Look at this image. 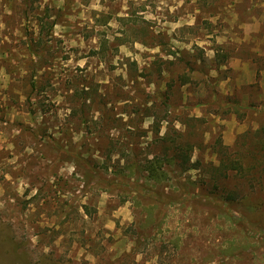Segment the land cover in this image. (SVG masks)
Wrapping results in <instances>:
<instances>
[{
  "label": "rangeland",
  "instance_id": "rangeland-1",
  "mask_svg": "<svg viewBox=\"0 0 264 264\" xmlns=\"http://www.w3.org/2000/svg\"><path fill=\"white\" fill-rule=\"evenodd\" d=\"M0 264H264V0H0Z\"/></svg>",
  "mask_w": 264,
  "mask_h": 264
},
{
  "label": "trees",
  "instance_id": "trees-1",
  "mask_svg": "<svg viewBox=\"0 0 264 264\" xmlns=\"http://www.w3.org/2000/svg\"><path fill=\"white\" fill-rule=\"evenodd\" d=\"M30 86L32 87L31 90L35 89L34 82L31 81ZM190 149L188 147H184L183 144H176L175 150L173 151L172 155H168L167 153H164L161 157H155L152 161H150L145 167H141L138 165L136 161H134L131 165L125 166L122 168L121 171H114L113 175L114 178L117 180L118 183H123V180H130L133 176L140 175L141 173L146 174L144 179L146 182H149L151 180L153 185L160 184L161 182L166 181L167 173L165 171V168L168 167L170 169H178L181 171H187L190 169V167H187V164H189V153ZM110 158V157H109ZM108 167L105 166L106 172L108 171ZM222 169L225 171L231 170V171H237L241 170V167H239L234 161L230 163L227 166H222ZM126 171V172H125ZM87 179V175H85V180ZM110 186H115L114 183H109ZM236 198L232 197V202ZM136 201L139 205L140 201L139 198L136 197ZM143 206V205H142ZM145 208V207H144Z\"/></svg>",
  "mask_w": 264,
  "mask_h": 264
}]
</instances>
